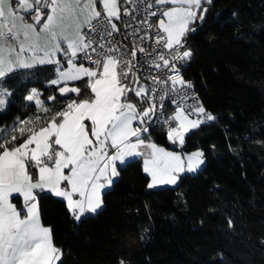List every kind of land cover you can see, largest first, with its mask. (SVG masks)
<instances>
[{"label":"snow or ice","instance_id":"snow-or-ice-1","mask_svg":"<svg viewBox=\"0 0 264 264\" xmlns=\"http://www.w3.org/2000/svg\"><path fill=\"white\" fill-rule=\"evenodd\" d=\"M203 4L0 0V112L15 95L6 85L25 70L51 66L47 85L58 93L33 87L24 97L31 115L0 123V264H63L41 221L42 193L61 198L80 221L102 209L129 158H142L149 189L175 185L205 163L202 151H169L144 136L162 120L167 140L182 148L190 130L216 120L182 74Z\"/></svg>","mask_w":264,"mask_h":264},{"label":"trees","instance_id":"trees-1","mask_svg":"<svg viewBox=\"0 0 264 264\" xmlns=\"http://www.w3.org/2000/svg\"><path fill=\"white\" fill-rule=\"evenodd\" d=\"M203 7V22L186 38L192 56L182 74L216 120L190 130L178 148L202 151L205 163L173 186L149 189L141 161L131 159L105 190L102 209L77 222L62 199L40 194L41 221L63 264H264V0ZM50 67L14 76L0 123L31 115L24 97L33 87L57 94L47 85ZM148 129L147 140L174 146L160 127Z\"/></svg>","mask_w":264,"mask_h":264},{"label":"built area","instance_id":"built-area-1","mask_svg":"<svg viewBox=\"0 0 264 264\" xmlns=\"http://www.w3.org/2000/svg\"><path fill=\"white\" fill-rule=\"evenodd\" d=\"M125 21H127V17H125ZM118 23V27H120L121 29H123L124 28V24H121L120 22H117ZM115 39L117 40V41H121V42H126L125 40H124V36H123V33H118V34H116V36H115ZM186 41H187V39H186ZM186 45H187V43H186ZM187 62H188V60L187 61H185V62H183V67L187 64ZM183 70V69H182ZM193 91H194V89H193ZM195 92V91H194ZM197 95V94H196ZM198 97V96H197ZM198 100H199V98H198ZM200 101V100H199ZM168 102H167V100L165 101V104H167ZM172 109L171 108H169L168 109V112H167V114L168 115H171L172 114V111H171ZM152 126H157V127H160L165 133H166V131H167V125L166 124H163V126H162V120L161 121H153L152 123H150L149 125H148V128H150V127H152Z\"/></svg>","mask_w":264,"mask_h":264},{"label":"crops","instance_id":"crops-1","mask_svg":"<svg viewBox=\"0 0 264 264\" xmlns=\"http://www.w3.org/2000/svg\"><path fill=\"white\" fill-rule=\"evenodd\" d=\"M147 140V139H146ZM152 142V141H151ZM159 147H164L166 150H169V151H177V152H179V153H182V154H190L191 152H194V151H197V150H194V151H191V152H188V153H185V152H182L178 147L179 146H177V145H174L173 147H165V146H163V145H159V144H157ZM131 159H139L140 161H141V163H142V172H143V161H142V158H140V157H132V158H129L127 161H129V160H131ZM126 161V162H127ZM187 173V172H186ZM143 174L146 176V174L143 172ZM183 174H185V173H183ZM182 175V174H181ZM180 175V176H181ZM148 178V177H147ZM179 180V179H178ZM150 182V179L148 178V183ZM178 182V181H177ZM164 186H173V185H159V186H157V187H164ZM107 190V189H106ZM61 199V198H60ZM65 205H66V203H65ZM77 222V221H76ZM43 223V222H42ZM44 224V223H43ZM45 225V224H44ZM45 226H48V225H45ZM49 227V226H48Z\"/></svg>","mask_w":264,"mask_h":264},{"label":"rangeland","instance_id":"rangeland-1","mask_svg":"<svg viewBox=\"0 0 264 264\" xmlns=\"http://www.w3.org/2000/svg\"><path fill=\"white\" fill-rule=\"evenodd\" d=\"M202 166H203V165H201V167H202ZM201 167H200V168H201ZM200 168H199V169H200Z\"/></svg>","mask_w":264,"mask_h":264},{"label":"water","instance_id":"water-1","mask_svg":"<svg viewBox=\"0 0 264 264\" xmlns=\"http://www.w3.org/2000/svg\"><path fill=\"white\" fill-rule=\"evenodd\" d=\"M57 95H58V93H57Z\"/></svg>","mask_w":264,"mask_h":264}]
</instances>
